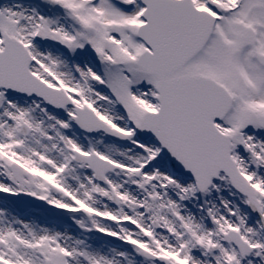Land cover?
<instances>
[{
	"label": "snow or ice",
	"instance_id": "snow-or-ice-1",
	"mask_svg": "<svg viewBox=\"0 0 264 264\" xmlns=\"http://www.w3.org/2000/svg\"><path fill=\"white\" fill-rule=\"evenodd\" d=\"M0 264H264V0H0Z\"/></svg>",
	"mask_w": 264,
	"mask_h": 264
}]
</instances>
